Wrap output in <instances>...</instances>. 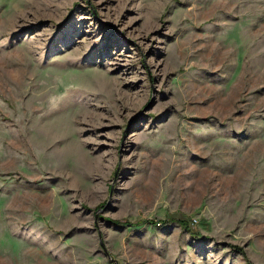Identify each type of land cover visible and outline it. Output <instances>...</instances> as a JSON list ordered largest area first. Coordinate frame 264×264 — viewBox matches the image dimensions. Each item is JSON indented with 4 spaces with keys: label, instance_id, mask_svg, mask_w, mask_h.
Here are the masks:
<instances>
[{
    "label": "rangeland",
    "instance_id": "rangeland-1",
    "mask_svg": "<svg viewBox=\"0 0 264 264\" xmlns=\"http://www.w3.org/2000/svg\"><path fill=\"white\" fill-rule=\"evenodd\" d=\"M0 264H264V0H0Z\"/></svg>",
    "mask_w": 264,
    "mask_h": 264
}]
</instances>
